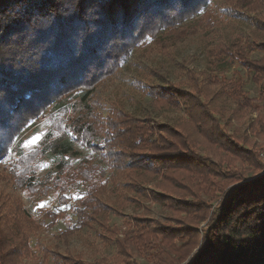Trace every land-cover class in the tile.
Wrapping results in <instances>:
<instances>
[{"label": "trees", "instance_id": "1", "mask_svg": "<svg viewBox=\"0 0 264 264\" xmlns=\"http://www.w3.org/2000/svg\"><path fill=\"white\" fill-rule=\"evenodd\" d=\"M226 1L229 6L225 11L230 17L251 18L253 37L210 46L206 57L236 60L251 82L258 85L264 81V0ZM209 3L210 0H0V158L8 153L19 130L40 117L46 107L53 103L62 106L78 91L84 95L93 92L145 40L166 54L170 41L174 44L199 34L194 26L184 25L186 19L201 15L198 20L209 30L214 17L208 11ZM251 52L261 53V58L251 59ZM185 80L188 87L182 85ZM184 81L150 86L147 91L156 110L183 108L185 117L174 124L159 123L149 116L137 118L117 104L109 109L105 122L100 113L93 114L89 105L67 119L66 127L74 138L98 154L111 171H117L110 177L112 186L122 176L123 188L133 194L117 198L115 206L108 205L102 200L105 185H93L92 181L95 174L98 178L103 175L99 163L94 167L88 160L77 166L58 164L55 182L62 190L76 180L87 188L73 208L74 231L98 222L106 236L114 240L113 264H139L133 258L149 246L156 247V243L159 252L153 255V264H264V172L226 188L232 175L222 168L223 163L232 166L238 162L259 169L257 153L242 147L240 141H250L241 139L236 131L229 133L200 96L210 99L215 88L218 95L234 97L232 113L236 118L260 108L252 106L253 100L247 98L238 81L224 84L208 72L195 73L191 69L185 70ZM64 112L53 115V132L41 143L43 153L72 152L57 136L62 131ZM259 114L251 130L256 136H264V114ZM101 124L106 130L98 132ZM102 133L104 137H99ZM198 145L208 154L199 153ZM31 157L34 156L23 160ZM217 190H222V196L214 206L199 197L200 193L212 197ZM4 197H0V210L17 215L16 204L5 203L11 200ZM129 203L137 209L127 219L125 229L107 226L106 217L100 219L106 211L120 215ZM151 203L166 206L174 216L166 221L149 217ZM6 217L0 218L3 221ZM206 218L199 244L198 225ZM8 230L0 228V264H18L21 251L27 248L26 236L23 234L19 240L20 227ZM183 238L186 242L177 246L175 241ZM104 262L88 263L69 254L53 259V264Z\"/></svg>", "mask_w": 264, "mask_h": 264}, {"label": "rangeland", "instance_id": "2", "mask_svg": "<svg viewBox=\"0 0 264 264\" xmlns=\"http://www.w3.org/2000/svg\"><path fill=\"white\" fill-rule=\"evenodd\" d=\"M227 6L229 5L226 0H210L208 11L212 12L214 17L212 26L208 27L209 30H207V24L198 20L201 15L186 19L184 25L194 26L197 31H200L199 34L174 44H170V41L165 48L166 54L160 53L159 48L152 41L145 40L131 51L128 60L116 73L101 82L93 92L84 95L83 92L78 91L71 98H66L62 106L51 104L45 108L40 117L33 119L19 130L10 144L8 153L0 158V197H10L11 201L8 200L5 203L9 205L14 203L18 209L17 215L14 212L7 213L5 210H0V217L8 216L3 221L0 218V228H9L8 232H11L13 226L20 227L18 238L23 234L26 236L27 248L21 251L18 264H53L56 255L67 254L78 256L88 263L104 260L103 264H113V258L116 256L114 240L106 236L107 232L98 222H92L90 226L74 231L76 218L73 208L85 196L87 191L85 185L80 180H76L72 184L63 186L62 190L59 182H55L58 179L56 168L58 164L77 166L81 161L88 160L91 162L90 167L99 163L104 169L102 177L98 178V174H95L92 181L93 185H105L106 192L102 200L106 204L115 206L117 198L133 196L123 188L125 180L122 176H119V180L112 186L110 177L117 171H111L105 163L100 161L98 154L76 140L66 127L67 119L76 117L87 105L91 107L93 114L100 113L99 117L103 122L106 121L112 105L117 104L137 118L149 116L159 123L174 124L185 117L183 108L154 109L147 93L150 86H166L168 82L184 81L186 69H191L195 73L208 72L224 84L238 81L247 98L253 100L252 106L259 107V111L253 108L252 111L248 110L236 118L232 113L235 107L234 97L218 95L215 88H212L210 99L200 96L202 101L208 102L213 114L229 133L236 131L241 139L250 141L248 143L240 141V145L255 151L259 159V169L248 163L236 162L232 166L223 163V171L232 175L226 188L251 180L264 172V136H256L251 130L252 121L258 118L259 113L264 114V81L258 85L252 83L250 75L236 60H208L206 57L207 48L210 46L222 42L228 43L236 38L251 40L253 37L251 18L230 17L225 11ZM249 57L259 59L261 53L251 52ZM182 85L188 87L187 80ZM60 110L65 111L64 124L57 136L64 139L72 152L69 155L43 153L41 143L49 132H53V115ZM105 130V126L101 124L98 132ZM104 135L102 133L99 137ZM196 149L202 155L208 154V150L202 145H198ZM28 155L34 157L23 160ZM13 171L14 178L11 174ZM222 190L215 191L212 197L203 193H200L199 197L214 206L220 201ZM186 198L192 199L190 196ZM143 204H149V202ZM136 209V205L129 203L121 209L120 215L106 211L104 216L100 215V219L106 217L107 226L123 230L127 227V219ZM148 216L166 221L174 215L166 206L151 203ZM67 219H71V222ZM207 220L208 218L199 223V232L205 227ZM64 232H67V236H63ZM201 235L200 232L199 244ZM186 240L183 238L176 240L175 243L181 246ZM198 246L189 257L198 249ZM158 252L156 243V247H147L140 255L135 256L133 261L139 264H153V255ZM185 262L178 264H185Z\"/></svg>", "mask_w": 264, "mask_h": 264}, {"label": "snow or ice", "instance_id": "3", "mask_svg": "<svg viewBox=\"0 0 264 264\" xmlns=\"http://www.w3.org/2000/svg\"><path fill=\"white\" fill-rule=\"evenodd\" d=\"M41 207H44V205H41Z\"/></svg>", "mask_w": 264, "mask_h": 264}]
</instances>
